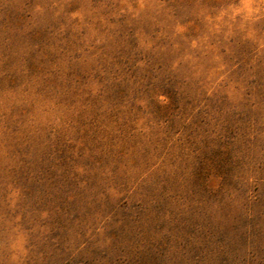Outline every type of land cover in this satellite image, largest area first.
I'll return each mask as SVG.
<instances>
[{
  "label": "rangeland",
  "instance_id": "obj_1",
  "mask_svg": "<svg viewBox=\"0 0 264 264\" xmlns=\"http://www.w3.org/2000/svg\"><path fill=\"white\" fill-rule=\"evenodd\" d=\"M0 264H264V0H0Z\"/></svg>",
  "mask_w": 264,
  "mask_h": 264
}]
</instances>
